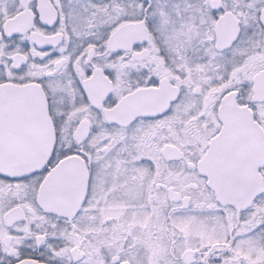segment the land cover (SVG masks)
<instances>
[{
	"label": "snow or ice",
	"instance_id": "6c2138e0",
	"mask_svg": "<svg viewBox=\"0 0 264 264\" xmlns=\"http://www.w3.org/2000/svg\"><path fill=\"white\" fill-rule=\"evenodd\" d=\"M0 264H264V0H0Z\"/></svg>",
	"mask_w": 264,
	"mask_h": 264
}]
</instances>
